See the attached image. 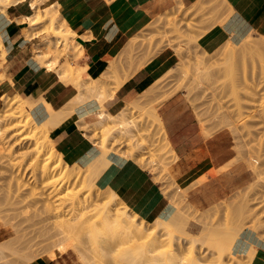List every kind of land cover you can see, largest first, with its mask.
I'll return each mask as SVG.
<instances>
[{
  "label": "rangeland",
  "instance_id": "1",
  "mask_svg": "<svg viewBox=\"0 0 264 264\" xmlns=\"http://www.w3.org/2000/svg\"><path fill=\"white\" fill-rule=\"evenodd\" d=\"M208 1L200 0L198 3L185 6L181 0H160L162 7L150 14L147 23L133 33L119 53L113 57L112 62L114 61L117 66V70L113 71L115 73L112 72L102 77L101 88L93 93L86 92V86H90L94 82L89 78L85 80L82 69L79 70L81 78L80 74H78V78L77 73H74L77 77L75 78L73 75L71 76V71H69L70 73L66 72V68L69 70V66L65 67L67 66L65 64H72V58L75 59L78 56L79 45L77 46L75 43V33L62 19L59 6L51 0H11V7L5 9L6 13L8 10L17 8L24 10L23 15L16 21L23 19L28 9L32 8L34 12L32 18L39 22L33 26H30V22L24 23L26 28L22 30V35L26 40L34 38L31 45L32 61L39 60V63L37 62L39 65H37L41 69L54 72L63 82H71L77 90V95L67 107L68 111L66 113L59 111L58 115L63 114L59 118L56 115L57 117H53L55 119H51L59 120L63 116L67 117L73 114L75 108L88 103L92 109L82 115L87 124L86 127H88L81 129L80 124H77L86 137L96 145L99 154L105 147L107 152H103L107 154L114 152L125 159L134 161L137 166L149 172L153 178L152 210L159 211V214L145 217L140 215L136 209L125 205L120 199L116 209H122L123 205L126 206L131 214L136 215L138 221L145 222L149 232L153 231L152 226L156 219L170 221L173 218L175 219V228L177 226L178 228L172 235L168 234L169 237L165 233H159L163 242L158 244L157 250L150 254L148 250L144 249L149 256L145 255L146 252L143 254L141 251L139 254L135 249L129 248L131 246L129 243L122 244L123 246L115 244L113 246L111 243V248L109 246L111 238L105 239L108 245L105 240L106 245L102 244L99 239L95 238L97 234H94V237L88 235L86 229H84V231L86 230L85 235L81 232L77 234L78 230L73 232L85 236L81 235L79 238L77 236L75 240L77 243L84 238V241H80L81 244L78 243L79 245L73 240V243L80 247L77 246L76 250L68 249L65 252L61 249V253L59 247L62 244L60 245L59 238L53 232L59 231L58 227L54 230L53 220L41 221L45 216L43 212L40 214V204H37L39 207L36 206L38 212L34 207L35 211L32 207H27L28 201L33 199L29 197V191L32 192L34 188L39 193L42 186H40L39 175L34 177L29 167L30 157L24 156L25 153L27 155L32 152L36 144L39 145L38 143L41 144L46 140L63 159L49 138V130L52 128L50 124L54 123L51 119H47L51 120L50 124H47V120H45V122H41V125L39 123L36 126L32 121L29 122V129L22 131L19 127L14 128L19 124L18 121H6L2 123L0 129V187L2 186L0 200H4L3 198L8 195L10 190H15V180L17 182L19 179L18 182H22L21 185L25 186L21 193L22 197L17 199L18 203L0 205V264H29L34 260H49L48 255H52L51 260L60 257L62 264H257L254 261L257 247L250 240L257 238L256 241L264 243V57L260 60L250 55V52L245 51L246 48L243 44L247 39L253 42H262L264 38L257 37L250 32L230 38L229 42L226 41L227 43L225 42L214 51H204L199 45V37L212 26L222 25L221 21L227 20L229 17L228 12L224 13V0H216L217 6L212 5L213 0L209 1L210 3ZM18 3L20 4L15 6ZM29 12L32 14L30 9ZM0 13L3 14L1 9ZM52 22L55 23L56 30L69 31L67 32L69 37L73 38H68L67 44L61 38L52 37L50 34ZM228 43L233 44L234 47H231L233 51L235 50L233 53H236L232 61L226 60L223 54L220 55L221 49ZM0 50V81H3L5 50L1 38ZM165 51L173 53L169 67L159 77L160 79L158 78L157 83L155 80L145 90L147 93L145 91L140 93L133 101L124 103L123 107L113 114L106 111L103 104H99L100 99L105 97L102 101L104 103L108 98H111L114 92L139 69ZM77 71L76 68L74 72ZM176 92L184 93L199 119L204 136L216 139L219 144L218 160L223 161L218 167L212 168L198 180L192 181L189 186L186 184L193 177L187 180L188 175L184 174L179 167L174 151L171 152L168 147L160 149V146L163 147L166 142V137L160 118L153 115V110H156L161 102ZM7 99L10 101L14 98L7 97ZM133 102L138 105L135 106L132 104ZM25 105L30 107L28 111L30 112L32 102ZM2 110L7 114L12 112V109L7 107L6 96L0 102L1 114L4 113ZM102 111L110 116L126 113L127 125H125L127 127L125 128V125L123 127L127 129V132L121 134L120 127L115 125L119 131L113 130L115 133L112 132L113 134L107 137L108 139L104 138L105 136H102L104 129L101 125L94 123L97 117L96 112ZM109 124L114 126L112 123ZM109 124L104 123L107 126ZM3 129L7 130V133H4ZM27 131L36 134L34 140H21ZM16 133L19 134L11 138V135ZM104 139L106 141H103ZM17 143L19 145H15ZM46 145L43 150L44 153L49 154L51 150ZM63 161L78 171L79 175L67 179V184L63 187L60 186L58 174H53L50 178L57 182L55 197L52 199L53 205L56 210H61L67 216L62 220L70 218L67 212L71 203L69 194L75 195L80 200L94 199L96 200L94 204H102L108 200L105 190L96 186L95 178L90 184L83 181L84 176H87L85 173H87L88 166L81 167L68 163L64 159ZM12 175L15 178L17 175L18 179L12 178ZM11 179L14 180V184ZM185 185L186 187H184ZM52 189L50 188L48 191ZM179 211L183 212L182 214L186 217H180ZM36 212L40 215H37ZM176 213H179V217L176 216ZM186 218L187 221H185ZM178 219H182L180 220L182 222ZM40 221L43 223H39ZM177 221L182 224H177ZM48 229L49 231H47ZM40 230L45 231L41 232ZM81 231L83 232V230ZM43 232L45 235H42ZM52 233L56 237L51 236L52 238L47 244L45 241L47 246L41 243L44 241L41 238H48V235H52ZM237 233L238 235H236ZM234 236L236 239L231 240ZM192 238H195L196 241ZM245 238L253 246L250 242L247 243ZM52 239H55L53 241L59 245L55 247ZM102 239L100 241L104 243ZM91 240L93 242L98 240V245L95 242L96 246L94 245V247ZM193 241L195 242L193 243ZM51 242L53 245H48ZM36 243L41 244L37 245ZM246 243L248 248H246ZM178 244L180 245L178 246ZM31 245L34 246L33 250L30 248ZM239 245H242V248H239ZM180 246L181 249H178ZM28 247L34 253H30ZM92 247L94 248L92 249ZM135 247L137 249L139 246ZM35 248L40 249L38 251ZM79 248L85 251L82 250L84 254H78L81 253L77 251ZM105 249L109 251L105 252ZM191 249L194 253L190 252ZM131 250L135 252H129ZM173 251H176L179 256L175 262L171 260L170 256L174 253ZM249 251L253 254L256 252L251 256ZM127 253H131V255Z\"/></svg>",
  "mask_w": 264,
  "mask_h": 264
},
{
  "label": "crops",
  "instance_id": "2",
  "mask_svg": "<svg viewBox=\"0 0 264 264\" xmlns=\"http://www.w3.org/2000/svg\"><path fill=\"white\" fill-rule=\"evenodd\" d=\"M51 1L59 6L62 19L75 33L76 45L81 46L82 52L72 59V65L84 69L85 80L102 76L131 35L147 23L152 12L162 7L160 0ZM199 1L181 0L185 6ZM224 1V13L228 12L229 17L224 24L212 26L199 37V45L204 51H214L230 38L250 32L264 38V0ZM23 12L22 8H17L8 10L6 15L0 13V38L5 49L0 102L5 95L14 99L21 97L25 104L32 102L30 115L40 123L50 117V110L66 113L77 90L71 82H63L54 72L41 69L36 61H32L31 45L34 38L26 40L22 35L26 22L22 19L16 21ZM30 15L28 9L24 18ZM172 55L165 51L139 69L111 98L102 103L106 111L117 113L124 103H130L147 90L168 69ZM90 109L88 103L80 105L64 120H54L55 127L53 125L49 130V138L56 151L66 162L81 167L88 166L99 155L96 145L77 124L79 118ZM156 113L162 122L165 137L176 154L179 167L188 175L187 180L193 177L188 180L187 186L223 162L218 160L219 144L213 137L204 136L199 119L184 93L176 92L161 102ZM107 160L110 165L108 163L105 171L96 178V186L112 190L125 205L136 209L140 215L147 217L159 214V211L152 210L154 185L150 173L114 152L107 154ZM251 241L257 247L255 263L264 264V243L255 239ZM29 264H62V261L58 257L49 261L34 260Z\"/></svg>",
  "mask_w": 264,
  "mask_h": 264
},
{
  "label": "bare ground",
  "instance_id": "3",
  "mask_svg": "<svg viewBox=\"0 0 264 264\" xmlns=\"http://www.w3.org/2000/svg\"><path fill=\"white\" fill-rule=\"evenodd\" d=\"M208 1V0H207ZM209 1H211V0H209ZM208 1V2H209ZM214 1V0H213ZM211 2L212 3V5H215V6H217L218 5V0L216 1V3H215V1L214 2ZM10 2H11V0H0V9L2 10V13L4 14V13H6V8H8V7H11V4H10ZM17 3V2H16ZM210 3V2H209ZM225 3V2H224ZM217 4V5H216ZM31 11H32V14L30 15V16H27V17H25V18H23L22 20L23 21H25L26 23H28V22H30V26L32 25H37V24H39V22L38 21H36L35 19H33L32 17H33V15H34V12H33V9L32 8H29ZM228 17V16H227ZM223 19V18H222ZM225 21H226V19L224 20V21H221L222 22V24H223V22L225 23ZM20 23V22H19ZM220 23V22H219ZM67 32H69V31H64L63 29L62 30H56V28H55V23H51V29H50V34L52 35V37L53 38H57V39H59V38H61L65 43L68 41V38L70 39V38H73V37H69V34L67 33ZM244 40V39H243ZM254 40V39H253ZM262 40H264V39H262ZM229 42V41H228ZM227 43V42H226ZM67 44V43H66ZM78 45V44H77ZM243 45H245L244 47L246 48V50L245 51H247V53H249L250 52V55H252V56H255L256 58H258V59H262V57H264V41H260V42H253L252 40H249V39H247L246 41H245V43L243 44ZM231 46H233V44L231 45L230 43H228V44H225V47L223 48V49H221V54L220 55H224V57H225V59L227 60H229V61H232V60H234V55L236 54H234L233 52L235 51H233V49H232V47ZM234 47V46H233ZM243 47V46H242ZM220 49H219V51H220ZM5 50V49H4ZM0 52H1V50H0ZM7 52V51H6ZM82 52V50H81V46H79V51H78V56L80 55V53ZM4 53H5V51H4ZM246 53V52H245ZM77 54V53H76ZM3 56V55H2ZM77 56V57H78ZM75 57V56H74ZM76 57V58H77ZM72 58V57H71ZM70 58V59H71ZM75 58V59H76ZM38 59V58H37ZM73 59V58H72ZM37 62L39 63V60H37ZM71 62V61H70ZM41 63V62H40ZM65 65H67V66H65V67H68L69 66V70H68V68H66L67 69V71L66 72H69V71H71L72 73H71V76L73 75L74 77H75V74L77 73V77H78V74H80V78H81V72L79 71L80 69H82V68H77L78 69V71L77 72H74L75 70H76V68L72 65V64H70V63H67V64H65ZM77 66H78V64H77ZM84 67V66H83ZM64 69V68H63ZM65 69V70H66ZM64 70V71H65ZM83 71H84V69H82ZM117 70V66H116V64H114V61L113 62H111L110 64H109V66H108V68H107V70L105 71V74L104 75H102V76H100V77H98V78H96V79H91V78H89V79H91V81L92 82H94V83H91L90 84V86L89 85H87L86 86V92H93V93H96L100 88H101V83L103 82V81H101L102 80V77H104L105 75L107 76L108 74H110V73H112L113 71H116ZM78 72H80V73H78ZM70 73V72H69ZM75 73V74H74ZM83 73V72H82ZM113 73H115V72H113ZM77 77H75V78H77ZM89 77V76H88ZM1 78V77H0ZM79 78V77H78ZM160 79V78H159ZM159 79H157L156 80V83H157V81L159 80ZM1 80V79H0ZM1 82V81H0ZM156 83H155V86H156ZM146 92V91H145ZM147 93V92H146ZM146 93H144V94H146ZM6 96V95H5ZM8 96V95H7ZM4 97V96H3ZM146 97V96H145ZM169 97V96H168ZM17 98V99H16ZM105 99V97H103V99H100L99 100V104L101 103L102 104V101ZM2 100V99H1ZM6 101H7V107H9L10 109H12V112L11 113H9V114H7L6 112H4L3 110V114H1L0 113V129H1V125H2V123H4V122H6V121H18L19 122V124H17L16 126H14V128H17V127H19L22 131H26V130H28L29 129V122H34V124L36 125V126H38L39 125V123H37L33 118H32V116L30 115V112H28L29 111V109H30V107H28V106H26L24 103H23V101L17 96V97H15V99H13V100H8L7 99V97H6ZM82 102V101H81ZM84 102V101H83ZM132 104H134V102L132 103ZM137 104V103H136ZM135 105V104H134ZM138 105V104H137ZM137 105H135V106H137ZM36 108V107H35ZM43 109V108H42ZM100 109H101V107H100ZM45 110V109H44ZM62 110V109H61ZM6 111V110H5ZM40 111V110H39ZM60 111V110H59ZM59 111H57V112H53L52 110H50V117H48L47 119L49 120V119H55V118H53L54 116L55 117H57L56 115H58V113H59ZM101 111V110H100ZM28 112V113H27ZM103 112V111H102ZM102 112H96V115H97V117H96V120L94 121V123H95V125L96 124H98V125H101L102 126V129H104L103 130V133L104 134H102V136L104 137V138H106V139H108L107 137H109L110 135H112L113 133H115V132H117V130L119 131V129H116V127H115V125H118L119 127H120V132H121V134H125L127 131V129H125L127 126V124H126V119H125V114H118L117 116H110V115H108V114H106V113H102ZM26 113V114H25ZM60 113H61V111H60ZM63 114V113H62ZM62 114H59L58 115V118L60 117V115H62ZM41 115V114H40ZM153 115H155L157 118H159V116L157 115V113H156V110L154 109L153 110ZM66 116H63V117H61V119H63V118H65ZM47 119H45V120H47ZM51 119V120H52ZM61 119H59V120H61ZM45 120H44V122H45ZM47 120V124L49 123H51L50 121H48ZM58 119H57V121H59ZM64 120V119H63ZM112 123V125H114V126H111L110 124V126L108 125H104V123ZM52 123H54V124H50L52 127H53V125H54V127H55V122H54V120H52ZM79 124H80V127H81V129H86L87 127H86V123L84 122V120H83V116H81L80 118H79V122H78ZM59 124V123H58ZM126 124V125H125ZM40 125H41V122H40ZM94 124H93V126L94 127H96ZM125 125V128L123 127ZM115 127V128H114ZM114 128V129H113ZM115 132H114V131ZM1 131V130H0ZM3 131H4V129H3ZM113 132V133H112ZM4 133H7V130H5L4 131ZM19 133H16V134H13V135H11V138H14L16 135H18ZM38 134V133H37ZM2 135H3V133H2ZM34 136H36V134L34 135V134H31L29 131H27V134L26 135H24V137L21 139V140H26V141H31V140H34ZM44 139V138H43ZM106 139H104L103 141H106ZM166 139V138H165ZM39 145H37L36 144V146L33 148V150H32V152H30V153H27V155H26V153H25V155L24 156H29L30 157V165H29V167L31 168V170H32V172H33V176L34 177H36V176H38L39 175V179H41V185L40 186H42V192L40 193H38V192H36L35 191V189L33 188V191H32V189H31V191L32 192H30L29 191V197H31V198H33L32 200H30V202L28 201V203H27V207H34V208H36V206H38L39 204H40V210H41V213L40 214H42V212H43V214H44V216H45V218L43 219V220H41V221H46V222H49L50 220H53V223H55V224H53V225H55V229L54 230H56V227H58L57 228V230L59 231V232H57V231H53L55 234L54 235H56L58 238H59V243H60V245L62 244V246H58L60 249V252L62 253V251L63 252H65V251H67L68 249H77V246L79 245V244H81L80 243V241H82L83 239L82 238H80V239H82V240H79V244L77 243V241H75L76 240V238H77V236H78V238H79V236L81 237V235L83 234V235H85L86 233H85V231L87 230V232H88V235H93V237H94V234L97 236H95V238L96 239H99V242L100 243H102V244H105L107 241V238H111L110 239V241L111 242H109L110 244H109V246H111V248H112V245H111V243L113 244V246H114V244L115 245H121V246H123L122 244H128L129 243V245H131L129 248H131V249H135V251L137 252H139V254H140V252L141 253H145L146 251H144V249H146V250H148V252L151 254V253H153V252H155V250H157L156 248H158L157 246H158V244L159 243H161V242H163V240H161V238H160V236H159V233L161 234V233H165L166 235H172L173 234V232L175 233V231H177V230H175L176 228H178V226L175 228V219H173V218H171L172 220H170V221H165V220H162V219H156V221L154 222V225L152 226V229H153V231L152 232H149V230L146 228V224H145V222L144 221H142V220H140V221H138L137 220V217H136V215H133V214H131L130 212H129V210H128V208L126 207V206H124L123 205V207H122V209H116V207H117V204H118V202H119V198L117 197V195L113 192V191H111L110 189H108L107 188V190H105V193L108 195V200H106V201H104L102 204H94V201H96V200H94V199H89V198H84V199H79L78 197H76L75 195H72V194H69V196H70V200H71V203H70V207H69V211H67L68 212V215H70V218H68V219H65V220H62V218L63 217H67V216H65L63 213H62V211L61 210H56L55 208L56 207H54V205H53V201H52V199H54V197H55V185H56V181L55 180H50V178H52L51 176L53 175V174H58L59 176H60V186H65L66 184H67V179H69V178H71V177H75L76 175H79V172L78 171H75V169H73V167L71 168L69 165H67L64 161H63V159L61 158V157H59L58 156V154L55 152V150L49 145V143L46 141V140H44L41 144L40 143H38ZM46 144H48V145H46ZM15 145H19V143H17V144H15ZM45 145H46V147L47 148H49L50 150H51V153H49V154H46V153H44V147H45ZM102 145H104V143H102ZM165 147H168V149L171 151V152H173V150H172V148H171V146H170V144H169V142L167 141V139H166V142L163 144V147H161L160 146V149H163V148H165ZM101 149L103 148V147H100ZM105 148V147H104ZM103 148V150H101V153L96 157V159L93 161V162H91V163H89V165H88V167H87V173H85V174H87V176H84V178L85 179H83V181L84 182H86L87 184H90L92 181H93V179L95 178H98V176H99V174L106 168V167H108V160H107V153H105V152H103V151H106L105 149ZM107 152V151H106ZM22 155V156H23ZM23 156V157H24ZM161 157V155L159 156V158ZM161 159V158H160ZM109 165H110V163H109ZM105 171V170H104ZM13 174V173H12ZM36 175V176H35ZM84 175V174H83ZM16 176V178L15 177H13V175H12V178H15V179H18L17 177V175H15ZM81 176H82V174H81ZM38 178V177H37ZM37 178H35V179H37ZM13 179H11V181H12ZM19 180V179H18ZM18 180H17V182H16V180H15V190L14 191H12V190H10L9 192H8V195H6V197L5 198H3L4 200H0V205L1 204H10V205H15V202L16 203H18V201H17V199L19 198V197H22V195H21V193L23 192V190H24V186L25 185H21V183L22 182H18ZM5 181V180H4ZM8 182V181H7ZM44 182H46V183H44ZM6 183V182H5ZM13 184H14V180H13V182H12ZM10 184V183H9ZM2 187V186H1ZM0 187V188H1ZM9 187V186H8ZM12 187V186H11ZM41 188V187H40ZM50 188H53L51 191H48ZM3 189V188H2ZM5 190V189H4ZM28 192V191H27ZM6 194V193H5ZM33 196V197H32ZM34 196H35V198H34ZM37 197V198H36ZM30 198V199H31ZM26 199V198H25ZM38 204V205H37ZM39 207V206H38ZM33 208V209H34ZM177 208V207H176ZM178 209V208H177ZM38 209L36 208V211H37ZM33 211H35V209L33 210ZM181 211V210H180ZM179 211V213H181ZM38 212V211H37ZM36 212V213H37ZM176 212V211H175ZM179 213H176V216L177 217H186V215H184V214H180L179 216H178V214ZM39 213H37V215H40ZM46 214V215H45ZM175 215V214H174ZM173 217V216H172ZM175 217V216H174ZM177 217H176V219H177ZM187 218H188V216H187ZM187 218H186V220L185 221H187ZM183 219V218H182ZM182 219H180V220H182ZM179 219H178V221H180ZM39 222V223H43V222ZM55 221V222H54ZM177 221V222H178ZM182 221H184V219L182 220ZM182 221H180V222H182ZM189 221V220H188ZM52 222V221H51ZM51 222H50V224H51ZM186 223H188V222H186ZM46 224V223H45ZM45 224H44V226H45ZM153 224V223H152ZM151 224V225H152ZM177 224H182V223H177ZM41 226H43V225H41ZM43 226V227H44ZM47 226V225H46ZM182 226H184V225H182ZM181 226V227H182ZM54 227V226H53ZM45 228V227H44ZM84 229H86L85 231H84ZM183 229V232H185L184 231V228H182ZM181 229V230H182ZM76 230H78V231H76ZM81 230H83V232L81 231ZM175 230V231H174ZM179 230V229H178ZM41 231V230H40ZM42 231H45V230H42ZM41 231V232H42ZM47 231H49V229L47 230ZM52 231H50V232H52ZM74 231H76V233L77 234H79V232H81L82 234H80V235H77V234H74L73 232ZM39 232V231H38ZM91 234H90V233ZM147 232V233H146ZM180 232V231H179ZM237 232H238V230H237ZM49 233V232H48ZM181 233H182V231H181ZM235 233H236V231H235ZM240 233V232H239ZM39 234V233H38ZM44 234V232L42 233V235ZM72 234H74L73 236H72ZM185 235H186V233H184ZM45 235V234H44ZM50 235V236H49ZM48 235V238L47 237H43V238H41L42 240H44V241H42L41 243H43V244H45V241H46V244H47V242H50L49 240L52 238L51 236H53V233H52V235L51 234H49ZM76 235V236H75ZM82 235V237H85V236H83ZM108 235V236H107ZM164 235V234H163ZM169 235H168V237H169ZM183 235V234H182ZM236 235H238V233L236 234ZM39 236V235H38ZM41 236V235H40ZM47 236V235H46ZM56 236H53V237H56ZM101 236H104V237H101ZM110 236V237H109ZM187 236V235H186ZM190 236H192L193 237V235H190ZM73 237H75V239H73ZM98 237H100V238H98ZM171 237V236H170ZM35 238H37V237H35ZM40 238V237H39ZM45 238H47V239H45ZM103 238V239H102ZM196 238V237H195ZM193 239V240H195L196 241V239ZM232 238V237H231ZM56 239V238H55ZM55 239H52V242H54L53 244H54V246L56 247L57 245H59V243L56 245L55 243V241H53V240H55ZM94 239V238H93ZM100 239H102L103 241H104V243L103 242H101L100 241ZM183 239V238H182ZM236 238H235V236L231 239V240H235ZM255 239V238H254ZM73 240H74V242L76 243V244H78L77 246H76V244H74L73 243ZM184 240H186V238H184ZM189 240H191V239H189ZM256 240H257V238H256ZM31 241V240H30ZM38 241V240H37ZM41 241V240H40ZM40 241H38V242H40ZM57 241H58V239H57ZM84 241V240H83ZM92 241V240H91ZM97 241L98 240H95L93 243H92V245L94 246H96V244H97ZM140 241H142V242H140ZM195 241H193V243L195 242ZM251 241V240H250ZM249 241V242H250ZM52 242L51 243H48V245H50L51 244V246L53 245L52 244ZM95 242H96V244H95ZM140 242V243H139ZM173 242V241H172ZM252 242V241H251ZM250 242V244L253 246V244ZM34 243V242H33ZM41 243H36L37 245H39V244H41ZM180 243V242H179ZM193 243H192V245H193ZM45 244V246H47ZM182 244V243H181ZM35 245V244H34ZM98 245V244H97ZM106 245V244H105ZM107 245H108V242H107ZM180 244H178V246H179ZM28 246H29V244H28ZM44 246V245H43ZM42 246V247H43ZM53 246V247H54ZM94 246V247H95ZM103 246V245H102ZM101 246V247H102ZM108 246V247H109ZM135 246H139L138 248H140V247H142V248H140V250H138V248L136 249V247ZM177 246V247H178ZM32 247H34V246H32L31 245V250H33L32 249ZM54 247V248H55ZM57 247V248H58ZM78 247H80V246H78ZM83 247V246H82ZM94 247H92V249L94 248ZM133 247V248H132ZM45 248H47V247H45ZM51 248V247H50ZM110 248V247H109ZM108 248V249H109ZM28 249H29V247H28ZM35 249H38V248H35ZM40 249V248H39ZM39 249H38V251H39ZM61 249H62V251H61ZM81 248H79V250H77L78 252L80 251L81 253H78V254H84V250L83 249H81ZM126 249V248H125ZM178 249H181V246L178 248ZM30 249L28 250L29 252L31 251ZM42 250V249H41ZM58 250V251H59ZM82 250L84 251V252H82ZM102 250V249H101ZM128 250H130V249H128ZM35 251V250H34ZM37 251V250H36ZM91 251H93V250H91ZM109 251V250H108ZM108 251H106V249H105V252H108ZM126 251H127V249H126ZM134 250L132 251H129V252H132V253H134L135 252ZM153 251V252H152ZM33 251H31L30 253H32ZM41 252H43V251H41ZM49 252V251H48ZM97 252V251H96ZM148 252H146V254L145 255H148ZM174 252V253H173ZM172 253L173 254H171L170 256H171V260L173 261V262H175L177 259H178V254L176 253V251H173ZM190 252L191 253H194L193 252V250L191 249L190 250ZM250 252V251H249ZM248 252V253H249ZM251 252H253V250L251 249ZM249 253V254H252L251 256H253L254 254H255V252H254V254L253 253ZM34 253V252H33ZM38 253V252H37ZM44 253H45V251H44ZM94 253H95V251H94ZM100 253V252H99ZM143 253V254H144ZM36 254V253H35ZM34 254V255H35ZM39 254H40V252H39ZM45 254H47V253H45ZM127 254H130L131 255V253H127ZM136 254V253H135ZM135 254H133V255H135ZM137 255V254H136ZM149 256V255H148ZM254 256H256V255H254ZM36 257V256H35ZM48 257V259L49 260H51V257H52V255L50 256V255H48L47 256ZM53 258V257H52ZM84 258V257H83ZM47 260V259H46ZM48 260V261H49ZM99 263H100V261H99ZM87 264V263H86Z\"/></svg>",
  "mask_w": 264,
  "mask_h": 264
}]
</instances>
